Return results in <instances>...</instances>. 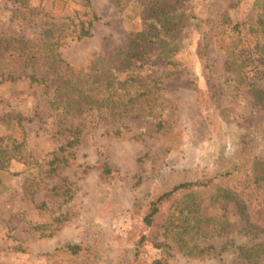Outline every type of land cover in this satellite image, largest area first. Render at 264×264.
<instances>
[{
	"label": "rangeland",
	"instance_id": "rangeland-1",
	"mask_svg": "<svg viewBox=\"0 0 264 264\" xmlns=\"http://www.w3.org/2000/svg\"><path fill=\"white\" fill-rule=\"evenodd\" d=\"M25 1L48 12L57 21L83 14L86 9L83 0ZM151 1L154 0H138L132 7L135 6L136 13H141ZM166 2L174 4L176 0ZM91 4L100 17L93 25V36L68 38L61 47L62 56L85 73H90L94 60L119 55L130 32L150 27L163 41L171 39L176 45L180 39V49L174 54L167 50L165 55L159 56L162 46L154 45L149 61L137 68L142 77L161 82L159 101L166 109L168 131L159 133L154 125L143 120H124L130 128L124 130L121 137L114 136L108 133L98 113L90 110V99L82 97L79 99L82 110L73 120L76 125L83 122L82 141L74 149L71 165L59 176L48 177L45 164L65 141L67 131L60 129L54 117L44 114L47 101L43 89L30 85L26 78L0 84V137L9 145L13 141L25 144L29 157V162L13 160L9 171L0 172V263L134 264V239L142 226L135 218V207L144 205L154 187L173 173L183 172L182 176L213 168L220 142L230 155L232 147L227 128L264 122V108L254 106L249 94H232L221 85V78L227 75L222 45L229 35L225 33L223 18L226 16L235 24L256 23L264 14V0H215L211 5L205 0L180 2L182 11H192L200 17L180 35L181 31L165 33L155 26L157 21L150 12L145 17L131 16L134 13L131 6L122 12L113 0H91ZM17 7L8 0H0V50L12 53L13 60L19 61L25 56L19 57L18 53H26V42L39 36L40 28L14 19ZM202 34H206L205 41L209 45L204 58ZM19 68L23 69L21 64ZM4 70V64L0 65V80ZM208 71L216 85V104L227 110L228 126H223L222 118L213 114L209 116L213 124L208 119L209 111L202 102L203 92L210 89ZM192 76L199 79L201 96L194 90ZM36 113H40L42 119L36 117ZM18 114L25 116L22 123L15 118ZM175 136L180 137V144L167 152ZM258 155L264 157V146L258 148ZM102 164L113 170L107 179L101 176ZM65 178L73 184L74 192L67 201L55 190ZM33 182L35 187L31 191ZM60 213H68L69 220L52 236L47 235L49 231L42 235L44 228L35 229L50 224ZM202 213L215 230L201 237L198 244H213L219 250L227 247L220 254L196 259L147 244L142 260L166 257L170 264H246L234 245L251 246L254 240L243 230L237 203L222 210L207 198ZM222 225L226 226V231L219 235L217 229ZM135 228L138 230L134 233ZM69 244L79 245L80 253L63 251Z\"/></svg>",
	"mask_w": 264,
	"mask_h": 264
},
{
	"label": "trees",
	"instance_id": "trees-1",
	"mask_svg": "<svg viewBox=\"0 0 264 264\" xmlns=\"http://www.w3.org/2000/svg\"><path fill=\"white\" fill-rule=\"evenodd\" d=\"M8 1L18 6L13 14L14 19L28 22L30 27L40 28V32L39 36L26 42V53H18L19 57L25 56V59L13 60L15 55H9L7 51L2 53L0 50V65L4 64L5 69L0 84L26 78L30 85L43 89L47 101L44 114L54 117L61 126L60 129L68 134L45 164L48 177L59 176L71 165L75 156L74 149L82 141L83 122L77 125L73 123L82 110L79 100L82 97L90 99V110L98 113L100 121L107 125L108 133L114 136L121 137L124 130L130 128L124 120H143L154 125V130L159 133L168 131L166 109L159 101L161 82L142 77L137 68L149 61L148 56L154 45L160 43L158 46H162L159 56L163 53L165 55L167 50L174 54L180 49V39L176 45L171 39L163 41L150 27L130 32L127 44L119 51V55H114L111 59L101 57L94 60L90 73H85L62 56L61 47L68 38L83 39L93 36V25L100 17L92 8L91 0H83L86 7L83 14L67 16L62 21H57L41 8L32 7L25 0ZM113 1L123 12L138 0ZM188 1L176 0L173 4L166 0H154L146 4L141 13L135 12V6L130 8L134 12L131 16L145 17L150 12L151 15L154 14L152 19L157 21L155 26L165 33L181 31L180 35L200 19L192 11H182L178 5ZM205 1L211 5L215 0ZM223 21L225 33L229 35L222 45L227 75L221 78V85L224 91L232 94H249L254 106L264 108V14L256 23L249 25L241 22L235 24L226 16ZM205 40L206 34H202L203 58L209 46ZM109 59L110 63H107ZM9 60L12 61L11 64ZM20 64L23 69L19 68ZM19 72L22 73L18 75ZM207 74L210 89L203 92L199 79L192 76L194 90L200 96L204 93L202 102L209 111L208 119L211 123L213 121L209 116L213 114L222 118L223 126H228L227 110L216 104V85L212 83L211 73L208 71ZM35 116L40 119L43 117L40 113ZM15 118L22 123L25 116L18 114ZM28 119L32 120L33 117ZM215 126L217 129V124ZM226 131L232 147L230 155L226 154V149L220 142L214 154L213 168L182 176L183 172H175L173 177H167L164 183L154 187L144 205L135 207V218L139 220L138 224H142L140 227L143 230L139 227V236L134 239V264H170L166 257L143 261L141 255L147 244L196 259L218 255L226 249L227 247H223L219 250L213 244H198L201 237L215 230L210 228L202 213L203 203L207 198H210L212 205L222 210L233 202L237 203L240 219L244 223L243 230L254 242L251 246H234L238 248L239 255L246 264H264V157L258 155V148L264 146V122L253 126L233 125ZM3 140L0 137V172L9 171L13 160L29 162L25 144L13 141L9 145ZM180 141V137L175 136L166 151L177 148ZM100 168L104 179L111 176L113 170L107 164H102ZM72 185L65 178L64 183L55 190L67 201L74 196ZM34 187L35 182L31 184L30 190ZM67 220L69 214L60 213L54 216L50 224L39 225L35 229L44 228L42 235L49 231L47 235L52 236L63 228ZM137 230L135 228L134 233ZM217 231L219 235L224 234L226 226L222 225ZM62 250L79 254L81 247L69 244Z\"/></svg>",
	"mask_w": 264,
	"mask_h": 264
}]
</instances>
